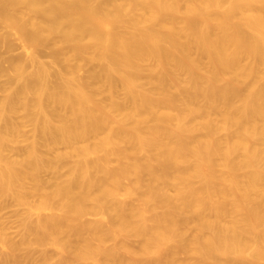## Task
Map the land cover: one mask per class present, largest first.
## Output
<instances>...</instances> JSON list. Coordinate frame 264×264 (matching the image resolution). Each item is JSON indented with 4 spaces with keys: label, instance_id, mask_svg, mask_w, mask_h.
<instances>
[{
    "label": "bare ground",
    "instance_id": "obj_1",
    "mask_svg": "<svg viewBox=\"0 0 264 264\" xmlns=\"http://www.w3.org/2000/svg\"><path fill=\"white\" fill-rule=\"evenodd\" d=\"M0 28V196L28 210L1 264L264 263V0H0Z\"/></svg>",
    "mask_w": 264,
    "mask_h": 264
},
{
    "label": "rangeland",
    "instance_id": "obj_2",
    "mask_svg": "<svg viewBox=\"0 0 264 264\" xmlns=\"http://www.w3.org/2000/svg\"><path fill=\"white\" fill-rule=\"evenodd\" d=\"M2 30L3 29L0 28V34H1V32H3ZM17 49H19V50H17ZM43 49H41L42 50L41 51L42 53L40 52V58L42 57L41 59H42L43 62H46L47 64H52L51 62H52L53 58H50L51 55H52V53L50 54L51 50L49 49V51H48V48H46L44 50ZM22 52H23V50L20 47H17L16 50H14V52L11 54V56H14V57H23V56H20V55H22ZM48 53H49L50 56L48 55ZM86 69H87V71H90L91 70V68L89 70H88V68H86ZM1 77L2 76H0V97L3 96L4 90L7 89V88H4L3 86L5 85V87H7V85H8L7 79L5 77H3V78H1ZM101 98H105V95H102ZM119 98L120 99H124L125 98V92L122 89H120V91H119ZM16 117H18L17 120L19 119L17 123L18 124L19 123L22 124L21 125L22 128L26 124L25 125L26 127L24 129H22V132L24 131L22 133L23 134V138H22V136L19 138L20 141H19V143L17 145V149L15 151L9 152L10 153V157L14 156L15 158L16 157L18 158V156L19 157H22L21 156V155H23L22 151H24L27 148L26 146L28 144L26 142V139L33 137L34 130H32V129L34 127L28 121H26V118L24 117V115L23 116H22V114L21 115L20 114L19 115H16L15 116V119H16ZM22 117H23V119H22ZM20 119H22V120H20ZM19 121H21V122H19ZM24 122H26V123L24 124ZM32 132H33V134L30 135V133H32ZM24 133H26V134H24ZM22 140H23V142H22ZM64 150H65L64 147H60V148H58V150L56 152L59 153V152H62ZM16 152H18L20 154L18 155V153H16ZM9 153L7 154L8 156H9ZM111 165L113 166V168H118L119 167V163L117 161H112ZM218 170H219V172H224L225 171L223 168H219ZM63 173H66V171L63 172ZM51 176L52 175L50 173H44L42 175V178H43V180H46L47 182H49V180L52 181L53 178H54V177L52 178ZM170 192L172 194H175V192L173 190H171ZM35 200H36V198H30V201H35ZM134 201L137 202V198H134ZM27 211L28 210H27L26 207H24L22 205H19L16 201L11 200V199H9V200L5 199L4 200L0 196V233H2L3 235H5L8 239L12 240L13 242L21 243L22 240H23V238H24L23 222L27 218V215H28L27 214ZM161 212H162V210L159 209L158 210V213H161ZM90 220L96 221V218H90ZM104 221H106V220L104 219ZM194 235H195V230L192 227H190L189 228V231H188V239L193 238ZM113 237L115 239H110L107 242V244H106V247L107 248H113L115 246V244H116V241H117L116 239H119L121 237V235H120V233L117 230H114L113 231ZM128 244H129V246H130V248L132 250H139L140 247H141L140 241L138 239H134V238L129 239L128 240ZM22 252L19 255V257H20V259H21V261H22L23 264H27V263L28 264H34V262H35V264H37L42 259L40 256L35 255L34 253H31L29 250L25 251L24 253H22ZM25 253H27L29 255L28 256H25L26 255ZM23 254H24V256H25L26 259H27V257H29L27 263H26V259L23 258L24 257ZM124 255L126 257H128L129 262L132 263V259H133L132 256L130 254H128V253H125V252H124ZM34 257H37L38 260H37V258L34 259ZM54 257L57 258V255L55 254ZM0 258H1V255H0ZM151 258L152 257H149L148 259L153 260ZM32 259H34V260H32ZM30 260H31V262H29ZM185 260L188 261L190 264H199L197 262V258L193 254L187 255L185 257ZM1 263H2V260H0V264ZM40 263H42V261ZM206 264H209V263H206ZM236 264H238V263H236ZM245 264H253V263L251 261H247ZM262 264H264V263H262Z\"/></svg>",
    "mask_w": 264,
    "mask_h": 264
}]
</instances>
